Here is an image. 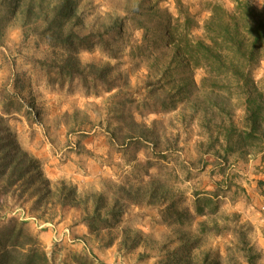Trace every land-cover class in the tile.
Masks as SVG:
<instances>
[{
    "label": "rangeland",
    "instance_id": "rangeland-1",
    "mask_svg": "<svg viewBox=\"0 0 264 264\" xmlns=\"http://www.w3.org/2000/svg\"><path fill=\"white\" fill-rule=\"evenodd\" d=\"M64 1L23 0L19 9L0 0V126L54 183L75 185L82 196L114 198L121 185L158 181L172 191L180 215L168 225L160 204L127 203L116 242L104 247L77 223L75 211L65 221L43 222L29 205L24 211L12 203V214L28 220L50 264H77L90 251L103 264H181L175 253L183 249V235L199 237V262L211 253L223 264H234L232 255L247 264L241 233L255 264H264V140L239 142L250 124L245 89L236 72L198 68L168 41L169 34L179 42L204 39L210 6L233 11V0H70L76 12L67 28L91 36L79 59L105 67L109 85L94 81L89 69L87 80L52 69L68 54L48 36ZM249 1L264 14V0ZM250 70L264 94V59ZM126 229L140 235L133 250L121 244Z\"/></svg>",
    "mask_w": 264,
    "mask_h": 264
},
{
    "label": "trees",
    "instance_id": "trees-1",
    "mask_svg": "<svg viewBox=\"0 0 264 264\" xmlns=\"http://www.w3.org/2000/svg\"><path fill=\"white\" fill-rule=\"evenodd\" d=\"M145 1L143 0V3ZM233 2L236 4L233 11L227 10L220 4L210 6L211 16L205 25L207 35L204 39L190 38L188 41L181 39L179 42L169 34L168 41L177 55L184 56L188 62L198 68H205L208 72L217 69L222 72L234 71L238 74L235 79L238 86L245 89L250 124L247 132L237 136L239 142L247 145L254 138L264 140V94L260 92L256 80L251 77L250 70L259 58L264 59V14L258 12L249 0H233ZM16 4L20 9L23 7V0H9L10 6ZM34 4L32 7L28 6L30 12L34 11ZM59 8L58 15L51 16L53 19L51 24L55 26L48 36L57 40L68 54L61 62H55L52 69L59 75L86 80L85 74L93 71L94 81L109 85L111 80H107V75L102 73L105 67L97 64L83 66L79 59L78 50L87 45L85 43L91 36H81L72 28H67L68 23L75 17V7L70 0H65L59 4ZM49 19L45 18L43 22L46 23ZM47 25L46 28L50 29L48 22ZM94 71H99V75L96 76ZM15 110L18 112L21 108L17 107ZM6 111L11 110L7 108ZM133 123L139 125L137 122ZM118 191L119 196L114 198L102 193L82 196L75 185L66 181L54 183L46 176L40 161L19 146L8 128L0 126V264H50L51 262L40 238L29 230L28 220L12 214V203L24 211L29 205L30 212L36 213V218L43 222H54L57 217L65 221V213L68 210L75 211L81 219L77 223L86 224L89 233L94 235L104 247H111L116 242L118 235L115 229L129 204L138 206L139 200H148L146 202L151 206L160 204L162 222L168 225H174L175 222H172L171 218L180 215L175 201H171L172 191L161 182L157 181L155 185L142 187L124 184ZM17 192L19 194L16 195ZM14 195L18 197L17 200H10L15 199ZM207 200L210 202L214 199L207 198ZM127 203L129 204L126 205ZM196 211L199 215H204V209L200 205H197ZM183 236L182 239L185 241L183 249L175 253L178 257H183L181 264H223L222 260H214L211 253L205 254L201 262L195 260L194 250L199 247V237L191 239ZM240 237L241 243L248 251L245 257L246 263L255 264L256 255L252 246L243 233ZM139 242V233L131 232L129 229L123 230L121 244L124 248L133 250L139 246ZM231 258L234 264H238L239 261L234 255ZM76 263L103 264L92 251L88 255L79 257ZM169 264H172L171 261Z\"/></svg>",
    "mask_w": 264,
    "mask_h": 264
}]
</instances>
